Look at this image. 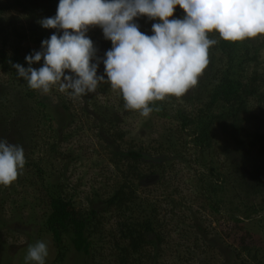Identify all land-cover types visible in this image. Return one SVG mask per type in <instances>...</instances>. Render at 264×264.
<instances>
[{"label":"trees","instance_id":"1","mask_svg":"<svg viewBox=\"0 0 264 264\" xmlns=\"http://www.w3.org/2000/svg\"><path fill=\"white\" fill-rule=\"evenodd\" d=\"M58 3L59 0H0V15L15 10L23 13L27 23L26 30H21L23 35L16 28L8 34L2 29L5 18L0 20V72L8 78L4 88H0V107L8 115L0 117V123L7 128L9 116H12L10 113H20L15 118L25 117L23 128L30 132L16 139L22 145L29 143L40 131V125L54 119L52 117L51 120L46 112L47 105L40 98L30 106L25 105L36 92L18 76L12 64L19 63L27 68L25 57L41 50V42L56 32L55 29H44L38 21L55 16ZM184 15L186 13L177 6L172 18H182ZM157 20H150L146 16L135 18L140 31L148 35L153 34L152 24L160 22ZM91 28L99 35L95 47L105 53L112 47L111 41L105 40L99 26ZM13 36L31 41L32 47L21 49L18 44L9 42ZM259 36L232 42L222 39L218 32L208 33V38L217 40V43L209 48V64L198 78L197 85L182 97L169 96L149 105L153 108L151 114L178 122L173 141L161 146L153 137L155 144L152 151L162 155L168 153L163 162H170L169 167L166 165L168 169L173 170L175 165H183L187 169L188 190L196 194L190 197L191 201L199 200L210 213L222 214L221 219L225 221L223 228L229 231L236 229L242 232L245 222L254 221L256 216L264 213V76L256 68L260 52L264 49V40L258 39ZM42 63L33 67L39 68ZM254 101L258 102V107ZM100 113L101 120L94 126L95 137L98 144L111 155L115 166L122 165L121 169L116 167L120 181L102 193L98 190L97 196L89 198V207L85 210L76 208L72 198L63 197L59 188L47 186L49 212L44 224L56 245L61 241V233L68 229L74 251L87 262L92 256L91 237L97 228L94 219L100 220L109 215L114 218L116 232L119 233L114 236L113 232L111 238L118 264H164L159 263L164 256V247L173 245V242L174 250L184 249L181 251L183 256L194 254V247L198 248L200 243L210 248L215 239L210 241L206 238L204 227L207 222L202 217H199L196 230L203 232L201 241L194 239L191 242L190 233H183L179 229V225L186 222L184 214L195 213L186 208V196L181 197L180 192L169 188L166 182L165 195L168 199L159 202L137 191L146 179L156 174L163 177L165 171H156L160 167L153 164L155 158L148 146L135 144V140L128 144L126 128L121 127L125 117L121 120L119 116L113 118L108 113ZM37 119L39 125L30 128ZM49 129L53 130L49 137L53 142H48V145L51 152H56L59 133L50 126ZM39 164L41 162L33 160L28 163L34 165L43 178ZM178 174L173 177L176 178ZM166 201L170 208L165 210L167 213L164 215L159 206ZM136 208L143 210L140 215L134 216ZM147 208H150V214ZM178 212L181 215H176ZM213 232L210 234H215ZM243 245L238 252L231 246L236 257L232 263L246 264L241 254L245 252L250 255L254 248ZM252 256L255 264H264V255L260 250L255 249ZM259 256H263L260 261ZM195 257L199 259L198 255ZM176 263L198 264L196 260L191 263V259Z\"/></svg>","mask_w":264,"mask_h":264},{"label":"rangeland","instance_id":"2","mask_svg":"<svg viewBox=\"0 0 264 264\" xmlns=\"http://www.w3.org/2000/svg\"><path fill=\"white\" fill-rule=\"evenodd\" d=\"M4 18L5 24L2 29L6 30V33L9 34L14 28L18 31L26 30L27 23L23 13L9 10L0 15V20ZM22 31L19 32L21 35H23ZM87 35L94 43L99 40L95 29L89 28ZM11 39L9 42L18 44L21 49L25 46L32 47L31 41L16 36ZM258 39L264 40V35L259 36ZM98 56L103 57L104 52L98 49ZM256 68L258 73L264 76V49L260 52V60ZM102 74H104L103 63L98 69V75ZM105 79H107L106 76ZM7 80V76H3L0 72V88H4ZM69 91L62 92L59 90V85H55L47 94L35 90L34 98L26 101L25 105L30 106L33 101L42 99L47 105L46 112L51 120L52 117L54 119L40 125L42 132L39 137L36 139V135L40 131L28 141L29 143L22 145L16 140L30 132L23 128L25 117L15 118L16 115L20 116V113H10L13 117L9 116L7 128H4L0 123V139H5L12 144L18 143L22 146L26 158L25 167L17 180L10 186H0V264H25L29 246L38 241H43L48 246L49 254L45 264H118L115 260V251L113 252L115 246L112 244L111 238L113 232L114 236L119 233L116 232V223L112 216L108 215L109 219L108 216L100 219L104 222L99 218L94 219V226L97 228L91 237L93 241L92 256L87 262L84 261L83 256L74 251L70 244L68 229L61 233V241L56 245L51 232L44 224L49 212L47 186L59 188L63 197L72 198L76 208L85 210L89 207V198L97 196L98 190L102 193L103 190L111 189L120 181V174L117 173L116 167L121 169L122 165L115 166V162L111 161V155L98 144L95 137L94 126L101 120L99 118L100 111L105 113L110 111L108 115H112L113 118L119 116L121 120L122 117H125L121 127L126 128L128 144L130 145L135 140V144L148 146L150 154L155 158L153 164L160 167L156 171L161 172V169L165 171L163 177L156 174L151 179H146L144 184H140L137 191L148 194L158 201L168 199V196L165 195L166 184L169 188L177 189L181 197L186 196V208L195 212L194 214L187 212L184 214L186 222L180 224L179 229L183 233H190L191 242L194 239L201 241L203 232L196 230L199 226V217H202L207 222L204 227L206 238L210 241L215 239L212 241L214 243L210 245V248L212 246L213 248L210 249L206 246L207 244L200 243L199 249L194 247V254L190 253L188 256H183V253L181 255V251H184L183 248L174 250V242L173 245H165L164 256L159 260V263L175 264L179 260L191 259V263L196 260L198 264H234L232 262L236 257L231 246L238 252L241 251L243 244L253 246L249 248L260 250L264 255V213L256 216L254 221L245 222L243 225L245 230L242 232L236 229L225 230L223 228L225 221L221 219L222 214L210 213L199 200L191 201L190 197L196 194H191L190 189L188 190L187 169L183 165H175L173 170L170 168L169 170L166 165L169 167L170 162L163 163L168 153L165 152V155H162L152 151L153 144H155L153 137L161 146H167L169 142L173 141L178 124L176 120L158 117L154 114H150L146 118L136 110L126 109L120 90L113 89L110 83H101L95 93L78 98H72ZM254 102L258 107V102ZM4 114L8 115V112L0 107V117H3ZM36 125H39L38 119L30 128ZM49 126L52 129H57L59 133L56 152H51L48 145V142H53V139L49 138L53 132ZM31 160L41 162L38 166L43 170V178L40 177L34 165H28ZM147 162L150 163L149 160ZM177 172L179 174L174 178L173 176ZM159 207L161 213L165 215L167 213L165 210L170 208L169 202L166 201ZM142 210L143 208H136L134 216L140 215ZM147 210L150 214V208ZM176 215L181 214L178 212ZM175 221L177 220L175 219ZM99 223L101 224L99 225ZM212 231L215 234H210ZM246 231L249 233L245 234ZM242 239H244L243 243ZM254 250L250 255L245 252L241 254V258L245 260L246 264L256 263L252 256ZM199 254H203V256L201 257ZM195 255H198L199 259ZM262 258L263 256H259V261Z\"/></svg>","mask_w":264,"mask_h":264},{"label":"clouds","instance_id":"3","mask_svg":"<svg viewBox=\"0 0 264 264\" xmlns=\"http://www.w3.org/2000/svg\"><path fill=\"white\" fill-rule=\"evenodd\" d=\"M177 6L186 13L182 18H172ZM142 16L160 21L152 24V35L135 22ZM38 23L56 32L25 57L27 68L12 64L29 88L47 94L59 85L78 98L110 83L126 109L147 118L151 102L182 97L197 85L217 43L208 33L232 42L264 35V0H59L55 16ZM92 26L112 43L103 57L87 35ZM101 63L104 74L98 75ZM25 164L22 146L0 139V186L12 185ZM48 254L38 241L29 246L25 264H45Z\"/></svg>","mask_w":264,"mask_h":264}]
</instances>
